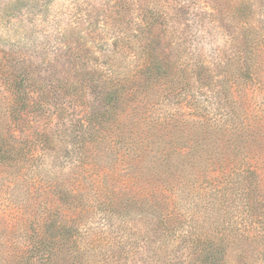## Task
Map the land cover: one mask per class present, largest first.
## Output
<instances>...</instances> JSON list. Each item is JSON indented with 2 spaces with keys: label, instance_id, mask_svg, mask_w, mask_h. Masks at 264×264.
<instances>
[{
  "label": "trees",
  "instance_id": "16d2710c",
  "mask_svg": "<svg viewBox=\"0 0 264 264\" xmlns=\"http://www.w3.org/2000/svg\"><path fill=\"white\" fill-rule=\"evenodd\" d=\"M254 2L249 0L241 6L244 12L238 18V29L233 31L231 37L232 45L239 40V51L231 59L232 73L228 83L230 89L233 87L241 98L246 97L250 87L264 85V27L259 25V21L264 20V1L258 0L257 4ZM138 21L140 39H119L118 50L101 54V65H98L97 57L92 55L90 62L94 65L93 68L85 71L69 68V71L63 70L64 77L59 79L55 76L54 69V62L59 58L57 55L50 61L52 72L49 77H41V72L34 76L29 70L15 73L17 76L22 75L19 83L24 84L26 89L16 90L20 98L7 103V123L0 126V187L4 185L0 189V195L10 203L14 190L10 185H22L29 201H33L35 205L25 210L18 206L12 208L8 204L0 208V225L3 226L0 229V264H107L95 257L94 254L98 255L96 241H87L90 234L84 227V211L83 208L76 207L78 199H87L88 193L101 210L105 209L102 212L107 222L116 217L123 220L125 214L138 206L139 210L157 214L166 229L187 223L191 231L188 238L186 236V247L188 250L192 246L199 247L194 250L197 264H221L220 250L224 240L222 236L211 235L209 232L212 228L218 231L228 228V235L232 233L250 242L261 238V230L264 228V186L261 187L264 183V131L256 132L244 123L247 118L244 102L247 99H237V94L233 91L230 92L232 102L229 105L231 119L229 123L225 121L230 126L220 127L222 132L230 131L226 139L228 143L214 152L219 161L218 166L202 169L207 173L205 177H212L211 174L217 173L214 181L220 180L217 187L208 193L198 190L197 202L191 197L195 210L192 215L188 213L190 216L186 222L180 221L177 225L171 222L178 215L175 209L178 202L173 201L171 195L164 196L162 202H159L153 198L138 196L126 184L105 185V174L100 175V164L96 163L99 159L98 149L102 145L114 149L120 156L119 160L128 163V169L137 161H142L146 155H151L153 163H156L151 169L153 177L162 178L164 186L173 191V195L179 200L183 188V192L194 191L193 187L178 186L181 182L179 177H183L185 168L182 164L172 162L171 156L179 153L180 148L175 152L170 145L161 148L151 146L154 142H159L163 134L156 135L143 114V110L149 105L147 99L151 84L162 85L168 69L172 71L175 65H179L180 69L183 64L179 61L169 62L165 52L157 55L152 48L153 41L142 35V31L147 30L155 38L169 41V37H165L166 31L158 27L162 26L161 22L151 23L148 17ZM133 41L138 46L130 54L128 50L132 49ZM169 43L172 44L171 41ZM75 49L70 50L69 57L72 59L78 57V49ZM172 73L174 78L176 72ZM82 75H88L89 79L85 78L83 81L80 78ZM73 78H77V81L72 80ZM70 80L72 81L69 82ZM91 84L98 87L95 90H98L101 99H105L102 106L100 104L93 111L85 106L86 102L83 100L89 95L88 86ZM14 88L11 89L13 95ZM50 99H76L75 102L80 103L68 105L71 109H76V113L70 115L68 107H53L54 113H50V116L54 114V118L60 121L66 116L67 126L63 120L53 122L49 114H46ZM37 110L43 112L40 124L30 117ZM60 126L72 128L59 134L55 146L49 136ZM171 140L169 142L172 145L177 144L175 139ZM252 141L254 146L248 147L247 143ZM58 152H64L63 159L70 156V161H60L56 157ZM231 156L239 161L223 162V159L228 160ZM58 161L61 164L56 167ZM93 161L98 171L89 172ZM66 168L79 177L66 183L65 179L58 180L56 171L62 173ZM27 176L29 178L25 183ZM127 178L126 176L125 179ZM224 183L226 185L222 187L221 184ZM83 188L87 191L84 192ZM228 195L231 197L227 198ZM239 197L254 225L252 228L245 225L241 227L236 221L241 211L231 201H239ZM214 210L219 211V216ZM145 212L141 214L146 215ZM193 216H197V220ZM12 221L13 226L9 227ZM12 227L17 228L19 233L17 235L12 231L9 237L8 231ZM195 228L201 229L198 235ZM96 240L99 242L97 237ZM253 256H259V251Z\"/></svg>",
  "mask_w": 264,
  "mask_h": 264
},
{
  "label": "rangeland",
  "instance_id": "374dc122",
  "mask_svg": "<svg viewBox=\"0 0 264 264\" xmlns=\"http://www.w3.org/2000/svg\"><path fill=\"white\" fill-rule=\"evenodd\" d=\"M246 1L249 0H0V126L7 123V103L20 98L16 90L26 89L24 84L19 83L22 75L17 76L15 73L29 70L34 76L41 72V77H49L52 72L50 61L57 55L59 58L54 62V69L55 76L59 79L64 77L63 70L69 71V68L89 70L94 67L90 62L92 55L97 57V63L101 65V54L118 50L119 39H140L139 19L148 17L151 23L161 22L162 26L158 27L166 31L165 37H169L168 40L172 44L166 39L161 41L155 38V35L147 30L142 31V35L153 41L152 48L157 55L165 52L169 62L179 61L183 65L180 69L179 65L174 66V78L172 71L168 69L162 79V85L151 84L147 99L149 105L145 107L143 114L149 121L150 129L154 130L156 135L163 134L162 139L151 146L161 148L170 145L174 151L180 148L179 153L171 156L172 162L182 164L185 168L183 177H179L181 182L178 186L193 187L194 191L183 192V188L180 191V200L173 195V191L164 186L162 178L153 177L151 169L156 163H153L151 155H146L142 161H137L128 169V163L121 162L114 149L102 145L98 149L99 159L96 163L100 164V175L105 174V185L126 184L138 196L153 198L159 202H162L164 196L171 195L172 200L178 202L175 206L178 215L171 222H174V225L180 221L186 222L195 210L191 197L197 202L198 190L208 193L217 187L216 184L220 180L214 181L217 173L211 174L212 177H205L207 173L202 169L217 167L219 161L214 152L228 143L226 139L230 131L222 132L220 127L230 126L225 121L229 123L231 119V91L237 94V99H247L244 102L247 117L244 123L256 132L264 131V85L250 87L246 97L241 98L233 87L230 89L228 83L232 73L231 59L233 54L239 51V40L232 45L231 37L233 31L238 29L237 20L244 12L241 6ZM257 2L258 0L254 4ZM155 17L157 19H154ZM259 25L264 27V20L259 21ZM137 46L133 41L132 49L128 50L130 54L136 51ZM73 48L78 49L76 59L69 57ZM80 78L83 81L85 78L89 79L88 75H82ZM72 80L77 81V78ZM12 87H15L14 95L11 93ZM96 88L98 89L95 84L89 85V95L83 99L85 106L91 111L97 110L100 104L102 106L105 102ZM75 101L77 100L50 99L48 110L45 112L53 122H59L60 119H55L54 114L50 116V113H54L53 107L80 104ZM68 108L69 115L76 113V109ZM30 117L40 124L43 121V112L37 110L30 114ZM62 120L67 126L68 118L63 116ZM71 128L60 126L53 130V135L49 138H52L56 146L59 134ZM176 136L180 138L177 139ZM174 139H177V144L172 145L169 141ZM247 146L253 147V141L248 142ZM63 156L64 152H58L56 155L60 161H68L71 158L69 156L63 159ZM228 161L235 163L239 160L233 156L228 160L223 159L224 163ZM60 164L59 162L56 167ZM91 165L89 172L98 171L95 161ZM56 172V178L65 179V183L79 177L67 168L62 173ZM28 178L25 177V183ZM221 185L224 187L226 184ZM3 188L4 185L0 187ZM10 188H14L11 202L0 195V208L6 204L12 208L21 207L22 210L34 207L35 204L29 201L22 185L15 186L12 183ZM83 191L86 192L87 189L83 188ZM229 197L231 196L228 195L227 198ZM231 203L241 211L238 218L236 217L241 227H254L249 214L244 210L241 197L236 202L232 199ZM76 207L83 208L84 227L90 234L87 241H96L98 255H94L104 263L197 264L194 250L199 247L192 246L191 250L186 247L191 231L187 223L166 229L157 214L139 210L138 206H134L127 215L125 214L124 221L116 217L107 222L103 216L105 209H100L90 193L87 194V199L80 197ZM215 210L213 212L219 216V211ZM143 212L146 215H142ZM193 219L197 220V216H193ZM10 226H13V221L9 223ZM2 227L0 225V229ZM194 230L198 235L201 229ZM12 231L17 235L19 233L17 228L12 227L8 231L9 237ZM210 231L211 235L222 236L224 240L220 250L221 264H264V228L261 230V238L251 242L232 233L228 235V228L224 231L212 228ZM256 251H259V256H253Z\"/></svg>",
  "mask_w": 264,
  "mask_h": 264
}]
</instances>
